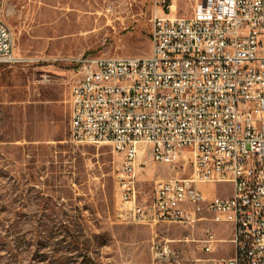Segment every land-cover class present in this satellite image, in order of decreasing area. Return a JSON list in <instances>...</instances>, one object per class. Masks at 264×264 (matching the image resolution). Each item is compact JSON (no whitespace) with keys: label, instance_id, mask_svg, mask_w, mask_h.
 Wrapping results in <instances>:
<instances>
[{"label":"built area","instance_id":"2783aa9c","mask_svg":"<svg viewBox=\"0 0 264 264\" xmlns=\"http://www.w3.org/2000/svg\"><path fill=\"white\" fill-rule=\"evenodd\" d=\"M185 1L189 14L171 3L151 18L150 54L77 59L70 140L108 144L121 158L115 205L123 222L231 226L229 239L208 228L186 260L179 239L153 238L152 264H264V0ZM4 3L0 64L33 63L16 51ZM146 153L178 171L143 198L138 160ZM217 184H231V193L211 191Z\"/></svg>","mask_w":264,"mask_h":264},{"label":"rangeland","instance_id":"374dc122","mask_svg":"<svg viewBox=\"0 0 264 264\" xmlns=\"http://www.w3.org/2000/svg\"><path fill=\"white\" fill-rule=\"evenodd\" d=\"M171 3L176 14L191 12L185 0H5L16 51L35 61L0 64V264H152L153 238L179 239L185 260L199 253L208 228L230 238L226 223L123 222L115 205L121 158L108 144L70 140L77 59L150 54L151 18ZM138 163L143 198L178 171L149 153ZM227 187L231 193V184L211 191L227 195ZM218 248L226 254L230 244Z\"/></svg>","mask_w":264,"mask_h":264},{"label":"crops","instance_id":"0c3cea01","mask_svg":"<svg viewBox=\"0 0 264 264\" xmlns=\"http://www.w3.org/2000/svg\"><path fill=\"white\" fill-rule=\"evenodd\" d=\"M75 75V68H74V72H73V77ZM72 84H73V81H72ZM71 89H72V86H71ZM70 97H71V90H70V95H69V106H70ZM70 112H71V106H70Z\"/></svg>","mask_w":264,"mask_h":264}]
</instances>
